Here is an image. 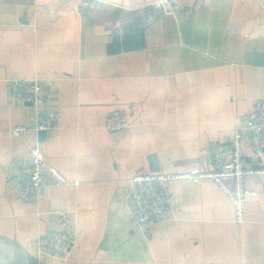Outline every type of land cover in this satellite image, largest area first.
Instances as JSON below:
<instances>
[{
  "label": "crops",
  "instance_id": "crops-1",
  "mask_svg": "<svg viewBox=\"0 0 264 264\" xmlns=\"http://www.w3.org/2000/svg\"><path fill=\"white\" fill-rule=\"evenodd\" d=\"M48 81L55 131L14 136L35 109L14 78ZM264 97V0H0V264H264V178H248L245 219L210 181L170 186L163 221H132L137 172L210 169L242 118ZM121 110L128 126L113 131ZM75 188L46 176L40 198L20 191L30 147ZM249 165L264 163L244 142ZM71 210L74 247L42 256L40 236Z\"/></svg>",
  "mask_w": 264,
  "mask_h": 264
},
{
  "label": "built area",
  "instance_id": "built-area-1",
  "mask_svg": "<svg viewBox=\"0 0 264 264\" xmlns=\"http://www.w3.org/2000/svg\"><path fill=\"white\" fill-rule=\"evenodd\" d=\"M101 0H82L84 6H92ZM11 91L17 100L29 102L35 109V116L30 124L18 123L11 129L14 136L55 131L59 129V113L55 109H46L54 100L53 91L48 81L35 78H14L10 82ZM106 124L113 131L123 130L128 126L127 115L116 110L107 116ZM249 139L258 155L264 150V97L254 101L251 109L242 118L237 127L230 149L216 158L215 166L210 169L194 168L189 171L172 172H137L130 178V207L132 221L145 226L153 221L167 218L174 205L170 186L178 182L210 181L230 198L235 220L242 223L245 219V198L255 191L246 187L248 178H264V163L249 165L245 160L244 142ZM50 175L55 185H79L78 179H70L64 172L51 165L44 152V142L36 140L30 147V160L22 170L20 191L29 197L40 198L47 188L46 176ZM62 229L46 233L37 240L38 252L42 256L66 259L74 247L76 238L73 234L76 217L71 210L58 211Z\"/></svg>",
  "mask_w": 264,
  "mask_h": 264
},
{
  "label": "water",
  "instance_id": "water-1",
  "mask_svg": "<svg viewBox=\"0 0 264 264\" xmlns=\"http://www.w3.org/2000/svg\"><path fill=\"white\" fill-rule=\"evenodd\" d=\"M19 256H20L21 264H27V262H26V258H25V253H24L23 250H20V251H19Z\"/></svg>",
  "mask_w": 264,
  "mask_h": 264
}]
</instances>
